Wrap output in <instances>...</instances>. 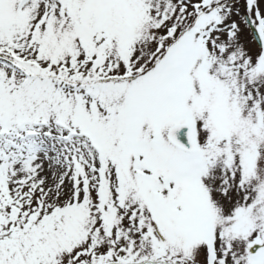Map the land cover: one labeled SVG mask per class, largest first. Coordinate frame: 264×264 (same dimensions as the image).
<instances>
[{"label": "snow or ice", "instance_id": "6c2138e0", "mask_svg": "<svg viewBox=\"0 0 264 264\" xmlns=\"http://www.w3.org/2000/svg\"><path fill=\"white\" fill-rule=\"evenodd\" d=\"M0 264H264V0H0Z\"/></svg>", "mask_w": 264, "mask_h": 264}]
</instances>
